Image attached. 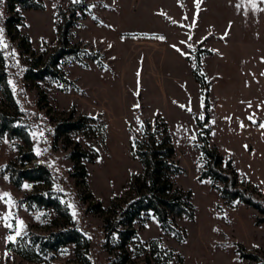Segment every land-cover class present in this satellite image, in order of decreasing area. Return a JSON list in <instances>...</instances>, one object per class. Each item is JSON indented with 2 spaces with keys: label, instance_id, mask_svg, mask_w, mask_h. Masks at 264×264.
<instances>
[{
  "label": "rangeland",
  "instance_id": "374dc122",
  "mask_svg": "<svg viewBox=\"0 0 264 264\" xmlns=\"http://www.w3.org/2000/svg\"><path fill=\"white\" fill-rule=\"evenodd\" d=\"M0 28L19 62L0 57V115L11 122L0 130V192L16 201L11 209L0 201V216L11 211L24 232L76 224L94 264H143V253L121 258L152 238L183 256L172 264H247L241 249L264 255L259 211L227 202L199 178L197 122L207 115L209 146L264 195V11L250 0H0ZM37 129L44 135L33 139ZM146 130L160 146L169 134L183 166L165 192L192 201L191 216L172 218L180 233L131 205L148 191L134 145ZM39 163L47 179L15 181L18 168ZM39 191L56 195L69 215L29 207L24 198ZM10 234L0 220V264L77 262L73 244L48 261L25 259L7 248Z\"/></svg>",
  "mask_w": 264,
  "mask_h": 264
},
{
  "label": "trees",
  "instance_id": "16d2710c",
  "mask_svg": "<svg viewBox=\"0 0 264 264\" xmlns=\"http://www.w3.org/2000/svg\"><path fill=\"white\" fill-rule=\"evenodd\" d=\"M197 79L201 87L207 90L208 85L203 75L198 74ZM206 121L207 115L203 120L197 119L198 124L202 126L200 134L204 141L200 145L203 165L199 178H209L213 187L218 190L221 197L227 202L239 200L255 207L260 213L257 217V222H264V195L260 194V190L255 183L240 181L231 159L224 160L223 155L219 151L209 146L208 135L210 129L205 125ZM7 125H11L8 117L0 115L1 132L6 130ZM146 132H148V138L145 140L135 138L134 145L135 152L143 163V175L148 191L139 195L131 202V205L136 212L142 209H151L164 229H175L180 233L173 225L172 218L183 215L191 216L193 214L192 201L187 195L172 196L165 192L173 184V174L182 171L183 166L174 160L175 150L169 134L162 136L159 144L164 145L160 146L151 138L152 133L147 130ZM14 176L16 182H20L23 179L42 181L49 176V169L45 164L39 163L31 167L18 168ZM24 200L29 207H50L69 215V212L62 207L59 198L52 193L33 192L27 195ZM24 233L22 237L17 238L15 243L7 242V248L25 259L48 261L58 251L64 250L69 244H73L77 262L63 264H94L90 253V238L76 224L62 226L59 229L51 230L49 233H41L34 230H28ZM126 235L129 236L128 231ZM133 252L135 255L144 254L145 261L143 264H172L175 260L179 262L183 260V256L180 253H176L172 248L163 246L158 238L150 239L147 245L140 244L132 247V249L124 253L121 260L129 261ZM241 255L247 259V264H264V255L258 252L241 249Z\"/></svg>",
  "mask_w": 264,
  "mask_h": 264
},
{
  "label": "snow or ice",
  "instance_id": "6c2138e0",
  "mask_svg": "<svg viewBox=\"0 0 264 264\" xmlns=\"http://www.w3.org/2000/svg\"><path fill=\"white\" fill-rule=\"evenodd\" d=\"M74 3H79L80 0H73ZM261 3H264V0H260ZM250 3H251V6L253 8V10H256V11H264V9H259L256 5V0H250ZM199 6V0H197V7ZM55 7V5L53 6ZM240 5L238 4L237 5V8H239ZM185 19H187V17H185ZM225 35H227V33H225ZM156 38H159V39H164V37H156ZM183 43V42H182ZM175 47V46H173ZM189 47H191V45H189ZM10 48V45L5 41L4 39V29L3 28H0V57H2L5 61H7L9 58H11L13 61H15V63L18 65V60H16V56H17V53L15 51V49H11V51H8ZM177 51H180V49H176ZM183 55H187V53H182ZM8 84L12 86L13 88V91H15V84L14 82L9 79L8 80ZM134 107H139V105H134ZM181 107H185L184 105H181ZM188 111H191V108H187ZM199 119L203 120L204 117L203 115H201L199 117ZM248 119L250 121H252V123H256L255 119L250 116L248 117ZM214 123V121H213ZM243 123L241 122V127H243ZM259 127L261 128H264V123H261L259 125ZM33 139H38V138H41L43 137L44 133H43V129H37V130H34L32 131L31 133ZM191 140H195L196 139V135L193 134L191 137H190ZM247 148V146H245ZM37 155H40L42 154L41 153V150L37 148ZM46 151V149L44 150ZM6 166H0V171H2ZM5 179H7V177H5ZM23 188L27 189V188H30L31 185L29 184H24L22 185ZM61 191H63L62 189H60ZM7 198V199H5ZM0 201L4 202L6 205L9 206V209H11L12 207H14L16 205V201L11 197V194L8 193V192H0ZM68 207L70 208H73V212H72V215H73V218L76 217L77 213L74 209V205H72L71 203H68ZM13 216L14 214L9 211L7 213H5L3 216H0V220H3L4 221V226L8 229H11L13 231L14 234H10L6 237V241L7 242H12V243H15L17 238L19 237H22L25 233H24V222L22 220H20L18 217H15V221H16V224H15V227L13 225V223L11 222L12 219H13ZM39 218V217H37ZM90 238V237H89ZM5 255L7 256V252L5 253Z\"/></svg>",
  "mask_w": 264,
  "mask_h": 264
}]
</instances>
